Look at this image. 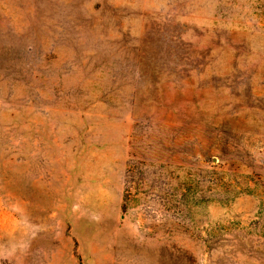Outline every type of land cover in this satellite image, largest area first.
<instances>
[{
  "label": "rangeland",
  "instance_id": "374dc122",
  "mask_svg": "<svg viewBox=\"0 0 264 264\" xmlns=\"http://www.w3.org/2000/svg\"><path fill=\"white\" fill-rule=\"evenodd\" d=\"M0 264H264V0H0Z\"/></svg>",
  "mask_w": 264,
  "mask_h": 264
}]
</instances>
